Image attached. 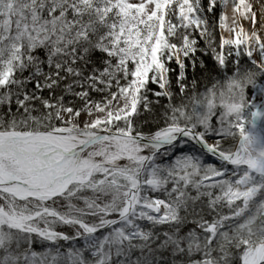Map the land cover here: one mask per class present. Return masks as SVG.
Here are the masks:
<instances>
[{"label": "snow or ice", "instance_id": "obj_1", "mask_svg": "<svg viewBox=\"0 0 264 264\" xmlns=\"http://www.w3.org/2000/svg\"><path fill=\"white\" fill-rule=\"evenodd\" d=\"M0 264H264V0H0Z\"/></svg>", "mask_w": 264, "mask_h": 264}]
</instances>
